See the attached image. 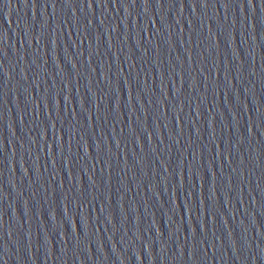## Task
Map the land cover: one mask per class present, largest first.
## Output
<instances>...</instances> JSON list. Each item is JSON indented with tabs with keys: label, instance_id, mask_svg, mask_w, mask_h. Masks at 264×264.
I'll return each mask as SVG.
<instances>
[{
	"label": "water",
	"instance_id": "1",
	"mask_svg": "<svg viewBox=\"0 0 264 264\" xmlns=\"http://www.w3.org/2000/svg\"><path fill=\"white\" fill-rule=\"evenodd\" d=\"M0 264H264V2L0 0Z\"/></svg>",
	"mask_w": 264,
	"mask_h": 264
},
{
	"label": "snow or ice",
	"instance_id": "2",
	"mask_svg": "<svg viewBox=\"0 0 264 264\" xmlns=\"http://www.w3.org/2000/svg\"><path fill=\"white\" fill-rule=\"evenodd\" d=\"M262 2H264V0H262Z\"/></svg>",
	"mask_w": 264,
	"mask_h": 264
}]
</instances>
